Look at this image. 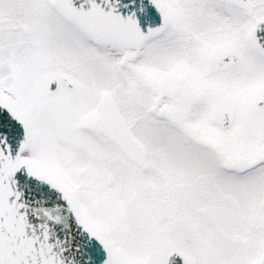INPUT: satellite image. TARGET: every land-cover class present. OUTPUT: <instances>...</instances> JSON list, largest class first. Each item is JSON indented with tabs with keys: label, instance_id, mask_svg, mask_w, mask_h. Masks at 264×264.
<instances>
[{
	"label": "snow or ice",
	"instance_id": "snow-or-ice-1",
	"mask_svg": "<svg viewBox=\"0 0 264 264\" xmlns=\"http://www.w3.org/2000/svg\"><path fill=\"white\" fill-rule=\"evenodd\" d=\"M0 264H264V0H0Z\"/></svg>",
	"mask_w": 264,
	"mask_h": 264
}]
</instances>
